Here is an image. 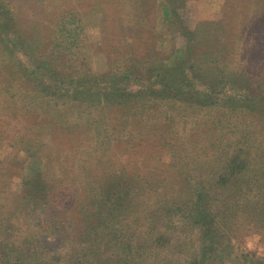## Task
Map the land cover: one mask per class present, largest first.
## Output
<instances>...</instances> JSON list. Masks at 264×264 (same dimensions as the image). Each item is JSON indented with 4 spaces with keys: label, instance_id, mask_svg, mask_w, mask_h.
<instances>
[{
    "label": "rangeland",
    "instance_id": "1",
    "mask_svg": "<svg viewBox=\"0 0 264 264\" xmlns=\"http://www.w3.org/2000/svg\"><path fill=\"white\" fill-rule=\"evenodd\" d=\"M0 4L14 17L12 25L0 22V216L7 212L0 224L7 232L35 245L60 232L48 228L64 223L56 207L29 198L28 182L38 176L43 197L67 195L57 204L75 235L98 233L82 220L91 208L90 220H103L106 205L116 217L107 231L99 222L106 236L98 235L96 248L115 234L132 237L103 244V261L85 264H264L263 211L222 222L212 247L202 232L151 230L147 220L173 193L170 173L187 171L201 189V171L214 175L222 154L239 144L251 146L252 167L264 172V0ZM169 74L174 83L165 87ZM170 162L172 169L163 166ZM158 168L164 172L152 177ZM69 244L40 250L51 260L71 254ZM70 254L58 264H80Z\"/></svg>",
    "mask_w": 264,
    "mask_h": 264
},
{
    "label": "trees",
    "instance_id": "2",
    "mask_svg": "<svg viewBox=\"0 0 264 264\" xmlns=\"http://www.w3.org/2000/svg\"><path fill=\"white\" fill-rule=\"evenodd\" d=\"M0 16H7V23H3L4 21L0 19L2 24L8 26L10 22L12 25L11 21L14 19V17L11 9L8 8L6 13H0ZM11 44L13 45L14 42L11 41ZM39 72L40 69L38 73ZM171 78L172 74L164 77V81L166 82L164 84L165 87H170L168 85H173L174 82L173 80H170ZM116 83H119V79L116 81ZM46 89H48V87H45V90ZM135 94H138V92ZM161 146L163 147L164 145ZM247 149H249V151H247ZM222 156V168L218 169L219 171L217 172L214 171L217 176H214L215 174L211 175V172L215 169H212L211 172L207 171V174L201 171L202 173L198 175V186H202L201 189L196 188V186L193 187L192 175H188L187 171L183 172L185 174L182 172L177 173L176 177H174V173L169 174L171 175L170 178H168V176L166 177L167 180L165 179V182H169L171 184L170 190L173 193L169 196V198H167V200H161L159 207L153 210H148L149 214L147 216V220H149V226L151 230L161 231L165 230V227L168 228V230L191 228L194 231L202 232L204 235V237H202L204 244L212 247L218 242L216 232L221 230L222 224H226V220H228L230 217H239L245 213L251 214V211L258 213L259 216H262L261 211L264 212V172H262L263 168L252 167L254 156L251 153V146L247 148L245 144H239L233 152L227 151V153L225 155L222 154ZM212 157H215V155H209L208 161H206L210 166H212L210 161L214 160ZM208 164L206 163L205 166ZM164 165H167L170 169L174 167L173 162L163 163V166ZM154 172L155 174L152 177L162 174L164 170L158 168V170ZM38 179L39 177L37 176V178L34 177V179L28 182L29 187H31L29 188L31 189V195L29 198H34L35 202L42 201L43 208L45 209L52 206L56 207L55 209H52V212H55L54 215L58 214V216L64 219V223L57 226L55 224H51L54 222L56 223L57 220L50 219L48 222L51 225H49L48 228L58 229L60 232L54 237L39 238L38 244L40 245H35L37 243H35V240H32L29 236H12V233L7 232V224L1 223L0 264H58L62 260L66 262V258L70 253H66L65 257L64 254L61 253H58L56 257H52V254L49 256L51 257V260H49L45 259L44 254L40 250V248L45 249L52 247L54 243H58L60 241L65 245L69 243L74 244V249L70 255H72L74 252V254L77 256L78 262L80 261V264H85L89 261L93 262L92 260L103 261V249H105V247L102 246L103 244L115 246L113 243V241H115L114 238H120V244H123V242L125 243V241L129 243L132 242L131 236H119L118 234H115L114 237H106L108 242H101V248H96L94 241L96 243V238H98V235L101 233V235L106 236L104 234L105 231H101L102 226L99 224V222L103 221L104 225L106 226L103 227V229L106 230V228H109L112 225L111 219L116 217L114 216V212H112L114 208L107 210L106 207L108 206L106 205H102L100 207L101 210H106L109 213L106 214L103 220H90L93 212L95 211H92V208L86 211L85 217H88V219L85 218V220H82L84 221L85 225L90 221L91 229H97L98 233L94 234L93 232H89L87 237L85 234L80 233L79 235H75V232L73 230H69L65 225L67 222L65 219L67 218L65 215V208L62 209V207L57 204L59 201L64 202L67 199V195H61L59 201L58 199L56 201L55 197L53 199L43 197V191L42 189L40 190L39 187V183L41 182L38 181ZM179 181L183 183V186H178ZM112 200L113 198L109 199V201ZM167 204H169L170 208L173 207L172 210L174 213L167 212L168 209L165 211ZM6 214L7 212H3V215ZM0 222H2L1 219ZM118 224L120 225V222H118ZM85 225L84 227L86 229ZM18 239H21V242L18 243ZM82 241H84V243L78 246V244ZM86 243H93V246L95 247L92 246L87 251H84L87 249L85 246ZM130 260H132L134 263H137L135 259L131 258Z\"/></svg>",
    "mask_w": 264,
    "mask_h": 264
}]
</instances>
